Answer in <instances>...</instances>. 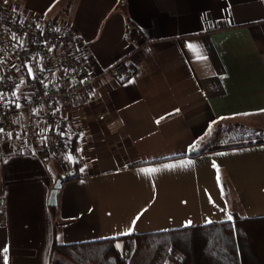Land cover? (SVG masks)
Instances as JSON below:
<instances>
[{
	"label": "crops",
	"instance_id": "crops-1",
	"mask_svg": "<svg viewBox=\"0 0 264 264\" xmlns=\"http://www.w3.org/2000/svg\"><path fill=\"white\" fill-rule=\"evenodd\" d=\"M0 13L73 35L90 74L118 61L135 69L62 105L61 155L15 152L0 134L8 264H49L54 245L264 218V140L198 149L214 133L264 124V0H0ZM12 54L8 43L0 74L42 72L43 60L19 65Z\"/></svg>",
	"mask_w": 264,
	"mask_h": 264
},
{
	"label": "built area",
	"instance_id": "built-area-1",
	"mask_svg": "<svg viewBox=\"0 0 264 264\" xmlns=\"http://www.w3.org/2000/svg\"><path fill=\"white\" fill-rule=\"evenodd\" d=\"M8 43L19 65L31 59L43 60L42 72L25 80L10 73L0 74V129L3 130L0 134L12 144L15 152L63 154L68 136L62 105L82 99L101 76L135 74V69L122 61L90 74L83 61L72 52L73 35L52 23L34 20L27 24L0 13V53ZM86 51L87 48H82L83 53ZM23 116L28 119L27 124L17 122Z\"/></svg>",
	"mask_w": 264,
	"mask_h": 264
},
{
	"label": "trees",
	"instance_id": "trees-1",
	"mask_svg": "<svg viewBox=\"0 0 264 264\" xmlns=\"http://www.w3.org/2000/svg\"><path fill=\"white\" fill-rule=\"evenodd\" d=\"M49 264H264V218L54 245Z\"/></svg>",
	"mask_w": 264,
	"mask_h": 264
},
{
	"label": "rangeland",
	"instance_id": "rangeland-1",
	"mask_svg": "<svg viewBox=\"0 0 264 264\" xmlns=\"http://www.w3.org/2000/svg\"><path fill=\"white\" fill-rule=\"evenodd\" d=\"M253 128L248 129L246 127L238 128L237 132H231V133H214L213 138L208 140L207 142H202V145L199 146L198 149H207L209 147H218L223 146L226 144H233L231 142H237L242 141L241 143L249 142V141H257V140H264V124L261 125L258 123V125L252 124ZM231 126L230 128H232ZM241 139V140H238ZM251 139V140H249ZM249 140V141H246ZM196 151V147H195Z\"/></svg>",
	"mask_w": 264,
	"mask_h": 264
},
{
	"label": "snow or ice",
	"instance_id": "snow-or-ice-1",
	"mask_svg": "<svg viewBox=\"0 0 264 264\" xmlns=\"http://www.w3.org/2000/svg\"><path fill=\"white\" fill-rule=\"evenodd\" d=\"M189 48L192 49V50L194 51V53L197 54L198 58H203V57H200V54H199L198 50H197L194 46L189 45ZM29 74L31 75V70H30V73H29ZM129 82H132V81H129ZM16 106L19 107L18 104H17ZM2 131H3V130L0 129V132H2ZM191 147L195 148V145H192ZM67 158H68V160H70V161L73 159V157H72L71 155H69ZM166 167H172V166L169 165V166H166ZM214 167H215V165H214ZM141 171H142L144 174H146V175H150V174L155 173V172L157 171V169H142ZM218 179H219V176H218ZM137 219H138V217H137ZM228 219H229V220L232 219L231 215L228 216ZM134 226H135V221H133V226H132V227L134 228ZM130 232H131V229H129V231H128L127 233H124V234H130ZM116 247H117V248H120L121 246H120L119 244H117ZM0 251H2V253H3V264H8V255H7V253H8V248H7V247H4V248H3L2 250H0Z\"/></svg>",
	"mask_w": 264,
	"mask_h": 264
},
{
	"label": "water",
	"instance_id": "water-1",
	"mask_svg": "<svg viewBox=\"0 0 264 264\" xmlns=\"http://www.w3.org/2000/svg\"><path fill=\"white\" fill-rule=\"evenodd\" d=\"M61 180L62 179H59V180L56 181V183L54 184L53 189H52V191L50 193L49 202H48L50 207H55L56 206V203H57V192H58L59 188L61 187Z\"/></svg>",
	"mask_w": 264,
	"mask_h": 264
}]
</instances>
